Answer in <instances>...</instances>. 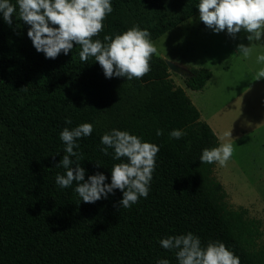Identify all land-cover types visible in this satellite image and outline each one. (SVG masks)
I'll use <instances>...</instances> for the list:
<instances>
[{
    "label": "trees",
    "instance_id": "obj_1",
    "mask_svg": "<svg viewBox=\"0 0 264 264\" xmlns=\"http://www.w3.org/2000/svg\"><path fill=\"white\" fill-rule=\"evenodd\" d=\"M13 24L0 13V264H178L175 250L159 240L192 232L206 247L221 241L241 264H264L258 248L261 220L245 207H232L214 174L217 163H202L203 149L220 145L213 128L185 89L171 78L166 60L153 54L141 79L106 78L94 57L80 60L81 47L45 58L27 36L17 0ZM200 0H111L113 11L103 42L133 25L148 29L151 40L199 13ZM188 88L201 90L212 76L207 67H187ZM66 118L71 119L67 124ZM92 123L91 135L77 140L73 167L85 179L102 172L111 182L114 149L105 155L101 137L126 130L159 146L149 194L130 208L119 207L122 191L85 203L56 184L65 154L60 133ZM162 135L157 136V130ZM174 129L186 135L170 137ZM96 162L101 164L97 167Z\"/></svg>",
    "mask_w": 264,
    "mask_h": 264
},
{
    "label": "clouds",
    "instance_id": "obj_2",
    "mask_svg": "<svg viewBox=\"0 0 264 264\" xmlns=\"http://www.w3.org/2000/svg\"><path fill=\"white\" fill-rule=\"evenodd\" d=\"M17 4L20 20L30 26L27 36L36 51L42 52L45 58L56 59L61 52L67 55L74 45H79L80 60L87 62L89 57H94L106 78L141 79L150 72V61L157 48L148 29L133 25L114 37L105 35L103 42L94 39L103 31V22L113 11L111 0H17ZM198 9L199 19L215 33L226 30L235 37L244 31L250 42L261 41L264 37V0H200ZM16 12L17 7L10 0H0V13L9 26H12V17ZM237 47L245 58L253 51L251 46L243 43ZM257 62H264V54L257 56ZM260 78H264V69L257 73L256 79ZM65 122L71 124V119L66 118ZM93 130L92 123L84 122L61 131L65 154L55 166H63L66 173L57 174L56 184L69 188L76 182L75 192L85 203L106 199L119 189L123 194L119 207L130 208L149 194L159 146L126 130L114 128L102 135L101 144L104 147L100 149L105 155H108L109 148L114 149L113 159L120 161L111 168V182L106 183L108 178L102 172L85 179V168L80 163L73 167L71 157L77 156L74 151V148L80 147L77 140L91 135ZM156 135H162V130L158 129ZM169 135L180 139L186 133L174 129ZM226 135L231 136V132ZM233 153L232 143H221L217 147L203 149L200 161L225 166ZM96 164L97 167L101 165ZM159 243L164 249L175 250L178 264H241L239 256L225 243L210 241L206 247H202L200 238L192 232L167 236ZM157 264L170 262L160 259Z\"/></svg>",
    "mask_w": 264,
    "mask_h": 264
},
{
    "label": "rangeland",
    "instance_id": "obj_3",
    "mask_svg": "<svg viewBox=\"0 0 264 264\" xmlns=\"http://www.w3.org/2000/svg\"><path fill=\"white\" fill-rule=\"evenodd\" d=\"M195 14L153 41L157 54L185 67H207L212 76L201 90L188 88L185 78L171 72L177 86L185 89L220 144L230 142L234 153L225 166L216 164L214 174L234 207H245L249 216L261 220L258 248L264 250V78L256 79L264 62V37L250 42L241 31L215 33ZM251 46L247 58L238 45ZM251 44V45H250ZM226 135V133H230Z\"/></svg>",
    "mask_w": 264,
    "mask_h": 264
},
{
    "label": "water",
    "instance_id": "obj_4",
    "mask_svg": "<svg viewBox=\"0 0 264 264\" xmlns=\"http://www.w3.org/2000/svg\"><path fill=\"white\" fill-rule=\"evenodd\" d=\"M166 63L170 71L178 73L182 75L184 78H189L191 76V73L187 67L167 59H166Z\"/></svg>",
    "mask_w": 264,
    "mask_h": 264
}]
</instances>
